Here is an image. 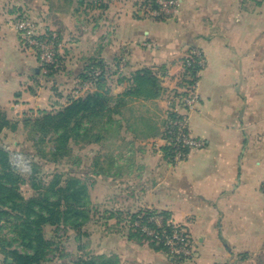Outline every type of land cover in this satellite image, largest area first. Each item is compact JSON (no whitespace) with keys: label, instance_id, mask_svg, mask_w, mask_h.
<instances>
[{"label":"crops","instance_id":"1","mask_svg":"<svg viewBox=\"0 0 264 264\" xmlns=\"http://www.w3.org/2000/svg\"><path fill=\"white\" fill-rule=\"evenodd\" d=\"M139 1L0 0V107L21 120L84 98L97 90L82 81L95 61L113 97L135 73L153 70L162 94L129 101L90 145L110 159L96 185L107 191L106 213L152 211L184 227L194 257L174 260L121 228L105 236L101 253L124 264H264V0H178L179 13L168 19L145 16ZM25 11L60 37L52 82L19 39L16 16ZM192 52L204 67L189 128L203 146L174 162L165 157L163 128ZM132 105L141 107L134 120L125 116ZM113 132L117 143L107 145Z\"/></svg>","mask_w":264,"mask_h":264},{"label":"trees","instance_id":"2","mask_svg":"<svg viewBox=\"0 0 264 264\" xmlns=\"http://www.w3.org/2000/svg\"><path fill=\"white\" fill-rule=\"evenodd\" d=\"M27 14L36 18L33 14L28 12ZM23 17L22 13L17 20ZM59 68L60 57L57 54L55 62L40 67L38 75L52 82ZM44 69L46 73L43 72ZM198 69L197 65L186 67L182 75L183 82L186 77L194 76ZM95 70L101 72V76L96 80L95 92L84 98L72 99L58 110L38 113L34 123L44 134H53L56 143L55 156L65 152L67 145L72 142L89 140V143H98L102 139L101 135L93 133V130L96 128L104 130L105 126H111L114 123L113 115L119 114L120 109L129 101L154 100L162 94L160 78L151 69L135 73L127 90L117 97H113L111 89L106 86L105 66L99 61L91 63L86 68L82 81H90ZM10 125L11 121L0 111V134ZM164 152L165 157L173 161V149L165 146ZM21 181V177L11 168L7 153L0 149V253L4 255L3 264H44L50 260L49 255L53 246V242L45 235L47 226L81 231L91 221L88 185L77 177L69 176L63 180L57 175L48 187L39 188L35 196L26 198L20 192ZM154 214L157 213L140 211L129 215V238L139 242L147 241L145 236L134 228L133 223L141 216L147 219ZM149 244L174 260H186L183 257L169 255L163 245L152 242ZM66 264H124V261L115 254H92L81 256L76 261Z\"/></svg>","mask_w":264,"mask_h":264},{"label":"rangeland","instance_id":"3","mask_svg":"<svg viewBox=\"0 0 264 264\" xmlns=\"http://www.w3.org/2000/svg\"><path fill=\"white\" fill-rule=\"evenodd\" d=\"M22 13L24 16L28 15L25 11L18 13L16 17L20 18ZM0 111L6 114L12 124L0 134V149L7 153L11 168L22 179L20 192L24 197L35 196L39 188L48 187L57 175L63 180L69 176L81 179L88 185L89 195L93 189L92 196L90 195L91 221L81 231L52 226L45 228V235L53 242V246L49 255L50 260L44 264H66L76 261L81 256L102 254L101 245L105 236L119 231L120 228L122 234L130 236L128 217L106 213L103 202H100L107 191L101 184L97 187L96 181L109 170L110 164V159L108 161L104 159L102 143L99 150L90 148L92 143H89V140L72 142L67 145L65 152L55 156L56 143L53 134H44L34 123L38 115L15 120L9 118L8 109L0 107ZM140 111L139 105H132L126 109L125 116L134 120L139 116ZM99 129L96 128L93 133L101 135L102 139L99 141L101 142L107 133ZM115 140H118V134L113 132L106 144L114 145L115 142L117 143ZM9 153L22 156L28 162V170L21 171L14 168ZM143 242L147 241L143 240ZM3 259L4 255L0 253V264H3Z\"/></svg>","mask_w":264,"mask_h":264},{"label":"built area","instance_id":"4","mask_svg":"<svg viewBox=\"0 0 264 264\" xmlns=\"http://www.w3.org/2000/svg\"><path fill=\"white\" fill-rule=\"evenodd\" d=\"M137 9L148 17L168 19L177 16L180 11V3L178 0H140ZM16 28L21 44L34 51L41 67H46V65L55 62L61 46L60 37L55 31L48 28L39 19L29 16L18 19ZM108 42L109 37L107 36L104 39V44ZM192 65H197L199 67L198 71L194 76L185 78L182 94L171 99L165 116L163 139L166 146L173 149L174 162L183 161L192 149L203 146L202 141L193 136L189 128L190 115L199 100L200 72L204 67L203 58L196 52L190 53L187 57L185 69ZM43 72L46 73V69ZM100 76L101 72L95 70L93 78L84 83L83 88L95 87L96 80ZM9 157L14 168L21 171L28 170V162L22 156L9 153ZM262 190L264 193V183ZM133 226L145 236L147 242L166 247L169 255L183 257L186 260L194 257V249L191 246L189 233L184 227L175 224L166 216L154 214L147 219L141 216L134 221Z\"/></svg>","mask_w":264,"mask_h":264}]
</instances>
